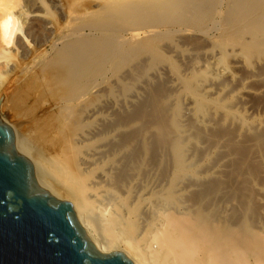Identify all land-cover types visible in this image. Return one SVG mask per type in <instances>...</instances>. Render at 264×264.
<instances>
[{
    "label": "rangeland",
    "instance_id": "rangeland-1",
    "mask_svg": "<svg viewBox=\"0 0 264 264\" xmlns=\"http://www.w3.org/2000/svg\"><path fill=\"white\" fill-rule=\"evenodd\" d=\"M39 2L54 28L76 34L67 40H73L79 69L69 73L62 63L60 73L53 74L47 54L39 78L24 73L2 79L9 87L2 104L17 116V136L54 197L71 204L60 164L73 149L67 141L82 123L81 106L100 102L115 116L146 118L139 123L160 116L167 136L164 141L156 133L150 137L158 159L157 179L174 178L180 150L187 158L182 182L187 185L183 197L188 212L199 205L197 209L206 210L216 227H234L237 235L250 237L252 250H247L245 264H264V0H223L221 9L205 17L156 26L129 20L106 24L87 13L89 0H66L63 17L47 0ZM117 34L126 37L117 38L121 47L115 50L111 41ZM215 64L217 72L210 70ZM183 112L187 115L182 127L188 131L180 138L176 120ZM201 120L209 126L199 125ZM158 138L162 146L169 144L161 159ZM92 206L87 212L93 216L89 218L93 235L109 241L120 228L108 227L111 217L98 202ZM139 233L137 228L133 232L135 237ZM110 245L114 247L109 252L130 258L121 239Z\"/></svg>",
    "mask_w": 264,
    "mask_h": 264
},
{
    "label": "bare ground",
    "instance_id": "bare-ground-1",
    "mask_svg": "<svg viewBox=\"0 0 264 264\" xmlns=\"http://www.w3.org/2000/svg\"><path fill=\"white\" fill-rule=\"evenodd\" d=\"M89 2H94L95 5H89ZM89 2L85 7L87 13L101 17L106 24L129 20L128 22L133 21L135 24L149 23L156 26L162 23H184L188 18L205 17L208 13L221 9L223 0H89ZM47 3L51 5L52 10L62 15L61 17L66 15L68 9L66 0H47ZM48 13L41 7L39 0H0V106H3V94L9 91V87L3 84L2 79L17 78L19 74L24 73L35 77L42 76L47 54H51L53 74L60 73L62 63L69 73L79 69L73 40H67L70 37L73 39L76 34L62 33L58 27L54 28L53 20L51 22L46 18ZM76 13L74 11L71 15ZM121 36L129 37L132 34L127 33L126 36L117 34L114 39L112 36L113 40L110 41L115 50L121 47V40L117 39ZM64 41L67 43L64 44ZM82 50L87 51L85 48ZM63 53L67 54V58L63 57ZM210 68L214 72L218 70L216 64ZM81 107L79 115L83 116L82 123L78 129L70 133L69 138L67 137L69 148L73 149L65 157L64 164L60 162L62 163L60 168L63 170L64 187L68 191L74 219L94 249L98 252H109L111 247H114L110 245L111 240L121 239L127 247L124 253L131 258L132 264L246 263L248 256L246 254L249 252L247 250H250L253 244L250 237L237 235L234 227H216L210 214L205 213L206 210H201L202 207L197 209L199 205L194 206L196 208L194 211L191 209L192 212H188L189 208L187 209V202L183 197L187 185L182 182L184 175L187 174V158H183L180 150L174 162V178L172 180L166 178L163 182L157 179V175L155 176V160L158 159L153 138L150 137L156 133L157 137L164 141L167 133L162 123L165 120L157 116L158 118L154 117L153 121L143 123L146 118L133 117L130 113L133 118L129 115V119L128 116L124 118L125 115L121 118L110 114L100 102H91ZM186 115L183 112L176 120L178 125L175 123L180 138L181 136L184 138L188 131L182 127ZM140 120L143 122L139 123ZM199 125L205 127L208 124L201 120ZM17 134L14 148L23 150L27 155V150ZM177 135L174 134L173 137H176L172 141L178 140ZM180 138L179 141H182ZM161 139L157 140H160L162 148L159 147L160 151H156L160 159L169 150L163 149L169 144L162 146ZM30 163L37 186L46 187V192L54 197L50 188L38 178V173H35L37 166L32 159ZM94 202H98L102 207L101 211L111 217L108 227L113 224L115 228H120L116 236H111L109 241L108 237L103 236L100 239L93 235L92 221H89L91 213L87 211L89 209V212L93 211L91 207ZM187 212L191 213L188 219ZM136 228L140 229V233L135 237L133 232Z\"/></svg>",
    "mask_w": 264,
    "mask_h": 264
},
{
    "label": "water",
    "instance_id": "water-1",
    "mask_svg": "<svg viewBox=\"0 0 264 264\" xmlns=\"http://www.w3.org/2000/svg\"><path fill=\"white\" fill-rule=\"evenodd\" d=\"M17 116L0 106V264H132L98 252L66 200L38 187L23 150L14 148Z\"/></svg>",
    "mask_w": 264,
    "mask_h": 264
}]
</instances>
